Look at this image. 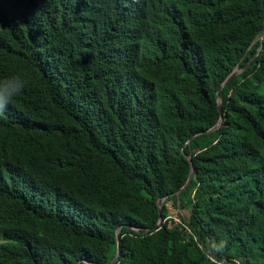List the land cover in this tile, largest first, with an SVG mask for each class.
Listing matches in <instances>:
<instances>
[{
	"label": "trees",
	"instance_id": "16d2710c",
	"mask_svg": "<svg viewBox=\"0 0 264 264\" xmlns=\"http://www.w3.org/2000/svg\"><path fill=\"white\" fill-rule=\"evenodd\" d=\"M263 28L264 0H0V81L26 82L0 264H264Z\"/></svg>",
	"mask_w": 264,
	"mask_h": 264
},
{
	"label": "clouds",
	"instance_id": "9594fccd",
	"mask_svg": "<svg viewBox=\"0 0 264 264\" xmlns=\"http://www.w3.org/2000/svg\"><path fill=\"white\" fill-rule=\"evenodd\" d=\"M25 83L20 76L0 81V112H3L9 101L25 87Z\"/></svg>",
	"mask_w": 264,
	"mask_h": 264
},
{
	"label": "water",
	"instance_id": "95a60500",
	"mask_svg": "<svg viewBox=\"0 0 264 264\" xmlns=\"http://www.w3.org/2000/svg\"><path fill=\"white\" fill-rule=\"evenodd\" d=\"M264 37V28H263V30H262V38ZM261 48V47H260ZM259 48V49H260ZM242 69H239V70H237V71H235L232 75H230L227 79H226V81L221 85V87H223L224 86V84L233 76V75H236L237 73H239L240 71H241ZM217 98H218V106H219V110H220V112L222 113V102H221V99L219 98V95H218V93H217ZM216 127V126H215ZM215 127H213V128H211V129H214ZM211 129H209V130H211ZM208 130H204V132H207ZM183 153H184V155L189 159V161H190V164H191V166H192V169H191V172H190V175H189V178H188V181L186 182V184L182 187V188H180V189H178L177 190V194H179L181 191H182V189H184L186 186H187V184L193 179V177H194V174H195V169H194V167H193V160H192V157L189 155V154H187L186 152H185V150L183 149ZM159 212H160V216L162 215V202L160 203V205H159ZM120 236V234H118V237ZM118 257H119V251H117V253H116V255H115V257L110 261V262H108V263H106V264H114L116 261H117V259H118Z\"/></svg>",
	"mask_w": 264,
	"mask_h": 264
},
{
	"label": "rangeland",
	"instance_id": "374dc122",
	"mask_svg": "<svg viewBox=\"0 0 264 264\" xmlns=\"http://www.w3.org/2000/svg\"><path fill=\"white\" fill-rule=\"evenodd\" d=\"M169 206H170V213H171L172 218H175L176 221H180V217L178 216V214L179 213L185 214L186 212H184V210H179L177 207H175L172 204H169Z\"/></svg>",
	"mask_w": 264,
	"mask_h": 264
},
{
	"label": "built area",
	"instance_id": "2783aa9c",
	"mask_svg": "<svg viewBox=\"0 0 264 264\" xmlns=\"http://www.w3.org/2000/svg\"><path fill=\"white\" fill-rule=\"evenodd\" d=\"M225 264H240V262L239 261H236L235 263L228 262V263H225Z\"/></svg>",
	"mask_w": 264,
	"mask_h": 264
}]
</instances>
